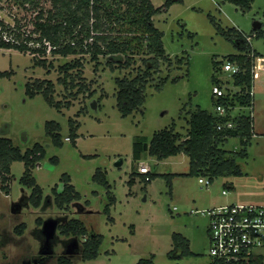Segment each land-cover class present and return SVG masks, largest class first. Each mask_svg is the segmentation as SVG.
Segmentation results:
<instances>
[{"label": "rangeland", "instance_id": "obj_1", "mask_svg": "<svg viewBox=\"0 0 264 264\" xmlns=\"http://www.w3.org/2000/svg\"><path fill=\"white\" fill-rule=\"evenodd\" d=\"M150 1L158 9L153 21L163 32L168 56L174 63L176 58H183L188 64H163L162 73L147 86L141 109L128 116L118 108L115 80L133 76L136 67L143 66L140 57L137 64L121 68L123 54L101 56L95 69L90 54H49L53 67L48 72L35 63L31 52L0 49V71H13L10 77L0 79V136L11 138L23 152L36 143L46 148L45 158L32 170L43 189L40 206H34L30 199L32 187L21 182L23 161L12 164L8 181L0 177V264H59L61 256L69 257L72 264H140L141 259L154 264H211L210 219L201 211L228 203L264 204V36L256 35L259 29L264 30V0H255L250 9H241L228 0H176L170 6L168 0ZM40 2L46 10L52 8L50 0ZM36 14L29 4L0 0V17L8 23L14 24L17 18L27 30H33ZM247 47L261 56L254 66V104L243 109L253 117L254 128L246 156L237 158L242 173L215 177L207 187L199 178H210L191 175L190 158L184 153L158 160L144 149L142 159L134 160L137 140L149 144L156 132L174 123L185 137L193 112L203 109L217 113L214 76L231 78L219 73L216 65L221 66L227 56L243 53ZM76 58L85 62L89 89L74 97L71 92L76 89L65 90L59 83L62 74L58 67ZM110 62L117 69L113 70ZM164 77L167 81L157 88ZM38 78L54 81L56 100L70 98L73 105L60 110L42 93L28 96V83ZM234 110V114L240 112L238 107ZM70 119L79 124L76 142L70 136ZM49 121L60 124L62 146L54 145L47 135ZM224 148L240 152L245 147L240 137H231ZM141 163L147 164L156 177L146 181L137 174L130 183ZM99 170L110 187L95 178ZM64 174L71 176L81 197L60 207L56 191L64 190ZM110 196H115V203L111 204ZM75 218L83 221L87 235L62 233V225ZM49 220L57 224L52 235L44 228ZM21 224H25L24 231L18 234ZM91 233L102 235L103 241L97 257L84 259L85 242ZM176 233L188 240L192 253L176 247Z\"/></svg>", "mask_w": 264, "mask_h": 264}, {"label": "trees", "instance_id": "obj_2", "mask_svg": "<svg viewBox=\"0 0 264 264\" xmlns=\"http://www.w3.org/2000/svg\"><path fill=\"white\" fill-rule=\"evenodd\" d=\"M41 0H16L20 5L29 4L37 11L33 18V30H27L20 19L15 18V23L6 22L0 17V49H13L20 52H31L37 65L43 66L48 72L53 67V57H67L70 55H91V61L95 62V69L100 64V57L113 54H123L124 61H119V67H130L137 64V57L143 66L136 67V73L131 77H117V105L123 116H128L138 111L143 106L147 96V86L155 80V75L162 73L163 64L175 66L177 64H188L183 58H176V64L168 56L164 47L163 32L154 24L153 16L156 9L150 0H50L52 8L45 9L41 6ZM176 0H168L170 6ZM241 9H250L255 0H228ZM237 31V30H236ZM238 33V31H237ZM257 36H264V31H256ZM247 36V40H249ZM240 54L227 56V59L237 63L241 67V73L233 76V84L241 88L240 92L223 98L227 109L226 116L218 113H210L198 109L188 119L189 130L184 137L174 123L170 128L156 132L148 144L137 140L134 143V160H141L142 151L149 153L158 160H164L171 156L186 154L190 158V174H202L208 176L212 181L215 177L240 175L242 166L237 158L246 156V147L250 143L253 133V117L245 113L243 109L251 108L254 97L250 91L254 87V66L258 52L247 47ZM113 70L117 69L110 62ZM223 64V63H222ZM217 71L221 70L220 64L216 65ZM85 62L83 58H76L58 67L59 83L65 90L76 92L71 95L87 91L89 86L85 83ZM13 71H0V79L10 77ZM167 77L160 78L156 84L160 88ZM174 81L177 78L173 79ZM215 84H223L221 78L214 76ZM214 84V85H215ZM56 84L50 79H40L29 82L27 95L34 97L42 93L51 106L62 109L73 105L70 98L65 102L57 101L55 97ZM239 113H233L235 108ZM233 120L236 124L233 129H218L220 123ZM70 136L74 142L78 137L79 124L70 119ZM47 135L51 137L52 143L62 146V134L60 124L49 121L46 124ZM240 137L244 149L240 152H232L224 148L227 139ZM46 156V148L41 143L34 144L23 152L9 137L0 136V177L8 181L11 174V166L15 161L25 163V172L21 182L32 187L30 199L34 206L42 203L43 189L32 175L36 164ZM54 161H58L55 159ZM106 173V172H105ZM135 172L130 183L135 182ZM141 175V174H140ZM174 175V174H173ZM173 175L171 177H173ZM145 176L146 181L156 177L155 174ZM148 177V178H147ZM95 178L110 187L106 176L101 177L100 170ZM170 182L171 178L168 176ZM65 183L64 190L56 191V201L60 207L70 204L74 199L80 198L81 194L71 183V176H62ZM111 204L115 203V196H110ZM108 214L110 206L106 207ZM24 225L18 227V234L24 231ZM62 233L67 236H85L88 229L80 219H72L69 223L62 225ZM103 241L102 235L91 233L90 240L85 242L83 250L84 259H92L98 256L99 247ZM176 247H182L184 253H192L189 242L181 234H174ZM59 264H72L67 256L58 259ZM140 264H154L152 260L141 259ZM211 264H222L213 261Z\"/></svg>", "mask_w": 264, "mask_h": 264}, {"label": "built area", "instance_id": "obj_3", "mask_svg": "<svg viewBox=\"0 0 264 264\" xmlns=\"http://www.w3.org/2000/svg\"><path fill=\"white\" fill-rule=\"evenodd\" d=\"M250 39V38H248ZM219 73L231 78L226 85L215 84L213 95L217 99L216 111L220 116L227 115L223 98L233 96L241 88L233 84V76L241 73V67L230 60H225ZM255 74V72H254ZM254 97V90L250 91ZM236 124L228 120L218 125V129H233ZM69 139V137H67ZM139 172L148 176L150 167L141 163ZM148 178V177H147ZM199 182L209 187L210 179L199 178ZM227 194V190H223ZM209 216L208 234L210 240V255L213 261L222 264H262L264 257V204L228 203L214 206L201 211Z\"/></svg>", "mask_w": 264, "mask_h": 264}, {"label": "water", "instance_id": "obj_4", "mask_svg": "<svg viewBox=\"0 0 264 264\" xmlns=\"http://www.w3.org/2000/svg\"><path fill=\"white\" fill-rule=\"evenodd\" d=\"M121 164H122V161H119L118 165H121ZM56 225L57 224L55 221H52V220L46 221L44 224L45 232L49 235H52L56 229Z\"/></svg>", "mask_w": 264, "mask_h": 264}, {"label": "crops", "instance_id": "obj_5", "mask_svg": "<svg viewBox=\"0 0 264 264\" xmlns=\"http://www.w3.org/2000/svg\"><path fill=\"white\" fill-rule=\"evenodd\" d=\"M263 31H264V30H263ZM138 161H139V160H138ZM136 172L140 173L139 170H137ZM106 173H107V171H106ZM140 174H141V173H140ZM141 175H143V174H141Z\"/></svg>", "mask_w": 264, "mask_h": 264}]
</instances>
